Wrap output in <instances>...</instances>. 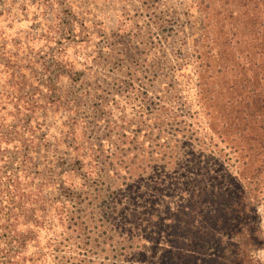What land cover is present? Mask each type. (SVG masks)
I'll return each mask as SVG.
<instances>
[{"label": "trees", "instance_id": "16d2710c", "mask_svg": "<svg viewBox=\"0 0 264 264\" xmlns=\"http://www.w3.org/2000/svg\"><path fill=\"white\" fill-rule=\"evenodd\" d=\"M244 7L260 39L259 72L243 79L227 154L211 143V159L181 121L160 129L164 143L149 160L136 145L98 143L85 171L79 157L52 159L36 115L48 109L59 75L42 65L36 78L37 63L0 42V264L253 263L249 252L264 249V0ZM66 172L80 175L78 186ZM175 194L181 207L160 213Z\"/></svg>", "mask_w": 264, "mask_h": 264}, {"label": "rangeland", "instance_id": "374dc122", "mask_svg": "<svg viewBox=\"0 0 264 264\" xmlns=\"http://www.w3.org/2000/svg\"><path fill=\"white\" fill-rule=\"evenodd\" d=\"M244 1L0 0L5 49L36 62V78L42 65L59 75L48 109L36 115L51 158L79 157L85 171L98 143L136 145L146 160L164 143L160 129L179 121L209 146L208 159L211 143L227 154V122L243 109V79L259 72L260 39ZM177 112L185 116L167 119ZM63 177L79 185L78 173ZM183 197L166 198L160 213L181 207ZM257 216L264 232V208ZM249 254L252 264H264V249Z\"/></svg>", "mask_w": 264, "mask_h": 264}]
</instances>
